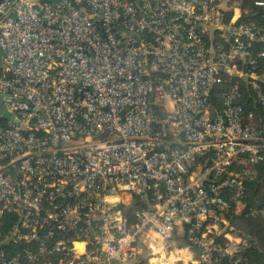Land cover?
Instances as JSON below:
<instances>
[{
    "label": "built area",
    "instance_id": "2783aa9c",
    "mask_svg": "<svg viewBox=\"0 0 264 264\" xmlns=\"http://www.w3.org/2000/svg\"><path fill=\"white\" fill-rule=\"evenodd\" d=\"M0 106V264H264V0H0Z\"/></svg>",
    "mask_w": 264,
    "mask_h": 264
},
{
    "label": "trees",
    "instance_id": "16d2710c",
    "mask_svg": "<svg viewBox=\"0 0 264 264\" xmlns=\"http://www.w3.org/2000/svg\"><path fill=\"white\" fill-rule=\"evenodd\" d=\"M255 170L256 177L248 183L246 194L243 197L245 209L257 208L264 201V161L257 163ZM233 211L232 205L227 214L231 224L238 232L249 234L252 238L253 244L247 252L249 258L258 263H264V219L259 216L233 214Z\"/></svg>",
    "mask_w": 264,
    "mask_h": 264
},
{
    "label": "rangeland",
    "instance_id": "374dc122",
    "mask_svg": "<svg viewBox=\"0 0 264 264\" xmlns=\"http://www.w3.org/2000/svg\"><path fill=\"white\" fill-rule=\"evenodd\" d=\"M157 105H158V107H159V106H163L164 110H161V111H160V113H161L162 115H166V114L171 110L169 100L166 99V98H165V99H162V100H160V101H157ZM105 138H106L105 135H100V136L98 137V139H105ZM147 206H148V204H142V205H141V203H138V204H136V205H133L134 208H138V209H142V208H145V207H147ZM144 254H145V255L147 254V250H144Z\"/></svg>",
    "mask_w": 264,
    "mask_h": 264
},
{
    "label": "water",
    "instance_id": "95a60500",
    "mask_svg": "<svg viewBox=\"0 0 264 264\" xmlns=\"http://www.w3.org/2000/svg\"><path fill=\"white\" fill-rule=\"evenodd\" d=\"M2 106H0V110H1ZM171 246H182L184 245V242H177V241H174L170 244Z\"/></svg>",
    "mask_w": 264,
    "mask_h": 264
}]
</instances>
